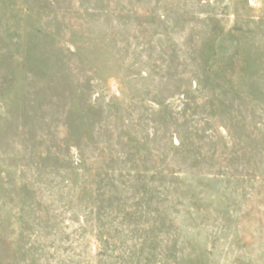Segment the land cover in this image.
<instances>
[{"label": "rangeland", "instance_id": "rangeland-1", "mask_svg": "<svg viewBox=\"0 0 264 264\" xmlns=\"http://www.w3.org/2000/svg\"><path fill=\"white\" fill-rule=\"evenodd\" d=\"M0 264H264V0H0Z\"/></svg>", "mask_w": 264, "mask_h": 264}]
</instances>
